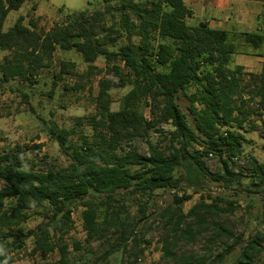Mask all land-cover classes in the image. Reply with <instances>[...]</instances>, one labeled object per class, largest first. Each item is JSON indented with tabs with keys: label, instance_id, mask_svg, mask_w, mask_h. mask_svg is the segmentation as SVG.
I'll return each mask as SVG.
<instances>
[{
	"label": "trees",
	"instance_id": "obj_1",
	"mask_svg": "<svg viewBox=\"0 0 264 264\" xmlns=\"http://www.w3.org/2000/svg\"><path fill=\"white\" fill-rule=\"evenodd\" d=\"M118 1L119 29L115 33L118 36L125 33L127 43L111 51L107 46L116 44L118 36L99 37L95 23L86 13L69 14L65 22H57L50 29L40 26L33 17L26 24L25 17L20 16L6 30L8 15L19 10L25 0H0V50L8 52L0 66L1 83L15 78L35 83L40 72L53 65L58 48L77 51L88 67L80 73L75 63L60 62L54 76L55 86L71 76L78 79L77 88H84V81L90 82L103 72L95 64L101 56L108 65L112 64L110 69L119 78L117 85L105 78L99 81L96 114L91 119L95 140L82 136L83 144L74 145L69 130L44 121L49 138L69 158L67 166L46 171L26 169L28 147L17 146L0 154L3 182L0 240L7 241L0 248V264L13 263L14 251L23 248L31 237L34 239L32 255L59 253V259L44 264H71L65 237L72 229L71 208L81 199L86 207L83 219L88 242L106 237L112 229L119 233L117 242L111 243L94 262L101 264L121 251L134 235L135 229L129 228L127 218L123 219L111 203L116 192L152 195L158 189H176L181 180L175 172L186 162L200 174H210L204 161L209 154L219 156L224 169L222 177L227 178L231 175L228 161L242 151L243 136L231 131L223 134L221 128L232 122L241 126L255 109L249 105L251 98L249 101L244 98L243 66L231 69L230 64L241 47L236 42L238 38L259 48L264 44V35L253 32L232 35L226 30L211 28L206 22L191 26L187 18L192 16V11L184 0ZM122 67L127 70L126 76L122 75ZM249 76L256 81L254 98H259V105L264 108V68L261 74ZM127 83L132 89L125 95L122 108L111 110L109 91ZM193 85L197 90L188 98L195 127L177 102L179 94ZM142 103L150 106V117L140 110ZM161 123L174 127L167 148L150 144L147 155L135 150L119 152L123 143L147 138ZM199 138L205 143L203 151L191 152L190 148ZM225 155L227 159L223 160ZM254 169L259 185H263L264 163L255 161ZM105 193H108L107 199L97 203ZM190 198H177V203L180 205ZM10 199H15V203L6 208V200ZM46 202L53 209L46 215L47 221L35 229L20 227L30 218L29 210ZM101 205H106L107 217L99 222ZM170 211L165 218V226L169 225L170 229L163 234L162 243L164 259L172 264H219L243 241L242 236H236L218 221L227 209L216 204L203 200L187 213L180 207ZM206 234L210 245H206L205 254L178 251L182 244H193ZM215 244H221L219 254L213 251ZM261 252H264V234H257L248 240L239 264H259L257 257Z\"/></svg>",
	"mask_w": 264,
	"mask_h": 264
},
{
	"label": "rangeland",
	"instance_id": "obj_2",
	"mask_svg": "<svg viewBox=\"0 0 264 264\" xmlns=\"http://www.w3.org/2000/svg\"><path fill=\"white\" fill-rule=\"evenodd\" d=\"M146 0H135L144 2ZM69 3L76 11L74 16L86 13L87 17L96 25V33L99 37L118 36L120 13L118 11V0H63ZM61 7V6H60ZM126 13L135 20L130 11ZM17 11L8 15L4 28L7 30L15 22ZM29 15V14H28ZM67 20L62 14L59 23ZM28 23V19L25 21ZM54 22L43 21L40 26L50 29ZM127 43V36L121 33L114 45L107 48L111 51L118 50L119 46ZM243 43V41H242ZM254 51V50H253ZM243 52V53H240ZM252 52L240 47L239 53L233 55L230 64L231 69L243 66L242 87L244 98L249 101L255 111L242 121V127L238 122H232L221 128L225 134L227 131L237 132L243 136L241 153L231 161L229 169L231 175L223 178V165L219 156L209 154L204 161L210 172L203 175L189 163L186 162L175 172L181 183L178 188L158 189L152 195L141 193H130L120 190L116 192L111 200L115 210L120 212L123 219L127 218L129 228H134L133 237L122 247V250L111 255L101 264H172L164 259L163 234L170 229L165 226V218L170 210L180 207L184 213L200 201L209 204H216L220 208L227 209L222 213L218 221L226 228L234 232L236 236H242L243 241L236 246L235 250L225 257L219 264H239L242 251L248 240L257 234H264V184L259 185L256 178L254 162L264 163V108L259 105V98H254V86L256 81L249 74H261L263 64ZM7 51L0 50V66ZM240 54H246L241 56ZM244 58V59H242ZM68 61L76 64V70L83 73L88 65L84 62L81 54L75 50H62L58 48L55 52L53 65L43 69L35 83L27 82L19 78L11 79L6 83L0 82V154L9 151L17 146L30 148L26 152L24 167L35 171L48 170L67 166L69 158L61 151L59 144L50 139L44 128V121L58 125L60 128L71 132L70 140L74 145L83 144L82 136H87L91 141L95 140V129L92 125V117L96 114V98L99 92V81L101 78L108 79L119 84V78L108 65L105 57L101 56L96 61L103 72L93 77L91 81H84V88H77L78 79L67 76L54 85V76L59 70L60 62ZM248 63V66L245 65ZM253 62V64L251 63ZM123 66V65H121ZM127 70L122 67V75L126 76ZM2 75L0 68V76ZM132 89L127 83L123 87H113L109 93L111 98V110L118 111L123 106L125 95ZM197 90L195 85L190 86L186 91L181 92L177 102L183 112L187 115L190 124L195 127L193 115L189 109L188 96ZM27 95V97L25 96ZM140 110L145 116L150 117V106L146 103L140 105ZM237 116V115H236ZM242 118V117H239ZM174 127L168 123H161L152 129L147 138L137 139L130 143H123L119 151L124 153L135 150L140 154L147 155L150 144L158 145L161 148L169 146V136ZM205 143L199 138L191 148L203 151ZM227 159L225 155L223 160ZM136 169V168H134ZM3 182L0 180V187ZM108 193L97 199V203L104 202ZM190 196L189 200L182 204L177 203V198ZM83 199L78 200L71 208L72 229L66 235L65 240L69 244L71 264H94L111 243L117 242L119 233L113 229L104 238L87 241V232L84 227L83 211L86 209ZM15 203V199L6 200V208ZM53 212L52 207L46 202L36 205L28 211L30 218L20 227L35 229L40 223L47 221L46 215ZM107 217L106 205H101L99 210V222ZM209 234L199 238L195 243L182 244L178 251L197 252L205 254L207 251ZM10 238L9 240H13ZM7 241L0 240V248ZM79 244L76 248L75 244ZM210 245V244H209ZM221 244L212 246L215 254H219ZM34 247L33 237L27 239L25 246L17 249L12 254L14 262L11 264H44L47 261L59 259L56 251L48 255L37 253L32 255ZM259 264H264V252L257 257Z\"/></svg>",
	"mask_w": 264,
	"mask_h": 264
},
{
	"label": "crops",
	"instance_id": "obj_3",
	"mask_svg": "<svg viewBox=\"0 0 264 264\" xmlns=\"http://www.w3.org/2000/svg\"><path fill=\"white\" fill-rule=\"evenodd\" d=\"M184 2L192 11V16L187 18V23L191 26L206 22L211 28L226 30L232 35L247 32L264 35V0H184ZM16 11L18 15L14 18L15 21L20 16H24L25 21L33 17L39 24L43 21L55 24L62 14L67 17L69 14L82 10L76 11L69 3H63V0H25L23 6ZM242 41V38H238L236 42L252 52L251 54L258 58L256 61H261L263 64L261 68L263 69L264 44L259 48H254ZM240 55L246 56V54ZM245 65L248 66V63L245 62Z\"/></svg>",
	"mask_w": 264,
	"mask_h": 264
},
{
	"label": "built area",
	"instance_id": "obj_4",
	"mask_svg": "<svg viewBox=\"0 0 264 264\" xmlns=\"http://www.w3.org/2000/svg\"><path fill=\"white\" fill-rule=\"evenodd\" d=\"M86 1H91V0H86Z\"/></svg>",
	"mask_w": 264,
	"mask_h": 264
}]
</instances>
